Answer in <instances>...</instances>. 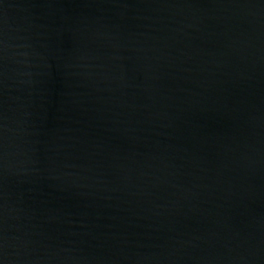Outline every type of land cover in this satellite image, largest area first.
I'll return each mask as SVG.
<instances>
[{
  "label": "water",
  "instance_id": "95a60500",
  "mask_svg": "<svg viewBox=\"0 0 264 264\" xmlns=\"http://www.w3.org/2000/svg\"><path fill=\"white\" fill-rule=\"evenodd\" d=\"M0 264H264V0H0Z\"/></svg>",
  "mask_w": 264,
  "mask_h": 264
}]
</instances>
